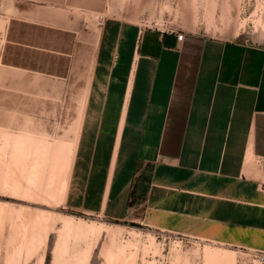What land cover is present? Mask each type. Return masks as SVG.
<instances>
[{
	"label": "crops",
	"instance_id": "crops-1",
	"mask_svg": "<svg viewBox=\"0 0 264 264\" xmlns=\"http://www.w3.org/2000/svg\"><path fill=\"white\" fill-rule=\"evenodd\" d=\"M107 9V0H12L1 67L29 95L84 107L83 143L115 155L109 215L129 216L140 206L135 218L179 232L242 241L264 233V45L184 24L150 25L140 14L103 18ZM190 36L203 38V46L174 154L169 111ZM32 100L37 105L40 97Z\"/></svg>",
	"mask_w": 264,
	"mask_h": 264
},
{
	"label": "rangeland",
	"instance_id": "rangeland-1",
	"mask_svg": "<svg viewBox=\"0 0 264 264\" xmlns=\"http://www.w3.org/2000/svg\"><path fill=\"white\" fill-rule=\"evenodd\" d=\"M11 2L0 0V20H6ZM107 4L103 18L140 14L150 25L184 24L264 45V0ZM2 33L0 29V44ZM7 71L0 65V264H209L207 249L233 252V264H256L251 251L264 250V233H251V240L242 241L179 232L135 218L145 209L140 206L129 216L109 215L105 199L115 186L110 165L115 155L91 152L90 139L83 143L84 107H58L41 94L29 95ZM38 97L37 105L28 101ZM146 181L136 186L138 205ZM30 220L33 227L25 229ZM93 224L94 229L85 230Z\"/></svg>",
	"mask_w": 264,
	"mask_h": 264
},
{
	"label": "trees",
	"instance_id": "trees-1",
	"mask_svg": "<svg viewBox=\"0 0 264 264\" xmlns=\"http://www.w3.org/2000/svg\"><path fill=\"white\" fill-rule=\"evenodd\" d=\"M32 26L34 28H43L39 25L32 24ZM202 46L203 38L190 36L188 37L187 42L183 47L182 61L178 70L169 111L168 131L170 132V129H172L177 134L178 138V145L177 149L174 151V154L179 153L182 135L186 125L187 111L189 108L190 98L194 87L196 73L198 70ZM187 53L191 54V58L188 63H186L185 59ZM3 62H8V60L3 57ZM178 105L183 106V110L180 112H178L177 110Z\"/></svg>",
	"mask_w": 264,
	"mask_h": 264
},
{
	"label": "bare ground",
	"instance_id": "bare-ground-1",
	"mask_svg": "<svg viewBox=\"0 0 264 264\" xmlns=\"http://www.w3.org/2000/svg\"><path fill=\"white\" fill-rule=\"evenodd\" d=\"M5 24H6V20H3V19L0 20V29L1 30H4ZM26 136H28V135H26ZM16 137H17V135H16ZM96 226L97 225H94V224L91 225V226H86L85 230H87L89 232L91 229H94ZM31 227H33V221L30 220V221L27 222V224L25 226V229H29ZM98 229H101V228H98ZM99 233H100V231H99ZM206 252H207L206 253V257H207V260H208L209 264H233L234 263V253L233 252H228V251L226 252V251L219 250V249H216V250L207 249ZM42 260H43V258H42Z\"/></svg>",
	"mask_w": 264,
	"mask_h": 264
},
{
	"label": "built area",
	"instance_id": "built-area-1",
	"mask_svg": "<svg viewBox=\"0 0 264 264\" xmlns=\"http://www.w3.org/2000/svg\"><path fill=\"white\" fill-rule=\"evenodd\" d=\"M169 29L173 30V28H169ZM175 32H177V31H175ZM184 36H185V34L183 32L178 33V39L182 40L184 38ZM251 255L253 256L256 264H264V250H252Z\"/></svg>",
	"mask_w": 264,
	"mask_h": 264
},
{
	"label": "water",
	"instance_id": "water-1",
	"mask_svg": "<svg viewBox=\"0 0 264 264\" xmlns=\"http://www.w3.org/2000/svg\"><path fill=\"white\" fill-rule=\"evenodd\" d=\"M263 169H264V160H263Z\"/></svg>",
	"mask_w": 264,
	"mask_h": 264
}]
</instances>
